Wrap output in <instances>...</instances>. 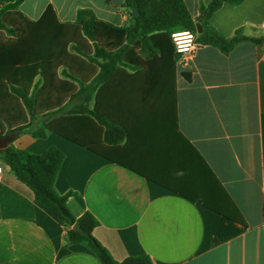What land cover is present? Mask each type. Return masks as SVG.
<instances>
[{
  "label": "crops",
  "instance_id": "1",
  "mask_svg": "<svg viewBox=\"0 0 264 264\" xmlns=\"http://www.w3.org/2000/svg\"><path fill=\"white\" fill-rule=\"evenodd\" d=\"M14 1L0 0V9ZM183 2L197 23L200 6L210 0ZM124 3L23 0L18 10L35 21L50 7L66 23L87 9L99 21L124 27L131 14ZM206 24L224 38L238 30L264 38V0L224 3ZM127 74L106 85L102 101L132 133L130 159L141 162L146 153L140 147L149 144L152 168L172 158L166 173L174 184L191 192L221 188L242 224L55 133L35 138L23 132L9 145L33 154L51 146L63 152L55 190L73 192L67 200L71 214L89 213L97 220L92 235L116 261L147 255L153 264H264V46L244 42L228 54L197 46L175 64L172 98L168 75L166 82L160 75L133 79L134 72ZM171 118L182 139L174 134ZM0 264L101 263L87 246L70 244L63 224L4 166Z\"/></svg>",
  "mask_w": 264,
  "mask_h": 264
},
{
  "label": "trees",
  "instance_id": "2",
  "mask_svg": "<svg viewBox=\"0 0 264 264\" xmlns=\"http://www.w3.org/2000/svg\"><path fill=\"white\" fill-rule=\"evenodd\" d=\"M22 1L15 0L0 9V139L23 132L35 138L55 133L242 224L239 211L221 188L217 192L208 185L191 192L174 184L166 173L172 158H164L159 168H152L149 155L154 147L149 144L140 147L146 153L141 162L130 159L132 133L104 105L102 91L116 77L128 75L129 70L134 72L130 74L133 79L160 75L167 82L168 75L172 98L175 64L181 57L171 37L174 32L190 31L197 46H213L223 54L244 42L264 46L262 37H246L238 30L232 38H224L206 24L222 4L237 6L245 0H210L200 6L197 23L183 0H125L124 6L135 7L138 16L130 14L124 27L99 21L87 9L78 10L75 21L63 23L48 7L32 21L19 12ZM196 24L201 27L200 33ZM170 124L176 137L182 139L172 118ZM123 140L125 145L120 148ZM63 159V152L54 146L41 154L9 144L0 151V166L8 167L31 190L34 199L57 217L70 244L87 246L101 264H153L147 255L114 260L92 235L97 220L89 213L79 218L71 214L67 200L73 192L61 195L54 187ZM262 213L264 218V204ZM76 222L86 235L72 229Z\"/></svg>",
  "mask_w": 264,
  "mask_h": 264
},
{
  "label": "built area",
  "instance_id": "3",
  "mask_svg": "<svg viewBox=\"0 0 264 264\" xmlns=\"http://www.w3.org/2000/svg\"><path fill=\"white\" fill-rule=\"evenodd\" d=\"M177 53L181 55L180 58L190 55L197 47L195 43V34L190 31L174 32L171 35ZM3 173V167L0 166V175Z\"/></svg>",
  "mask_w": 264,
  "mask_h": 264
},
{
  "label": "water",
  "instance_id": "4",
  "mask_svg": "<svg viewBox=\"0 0 264 264\" xmlns=\"http://www.w3.org/2000/svg\"><path fill=\"white\" fill-rule=\"evenodd\" d=\"M131 16L132 17H137L138 16V12H137V9L135 7H133L131 9ZM196 29H197L198 33L201 32V27H200L199 24H196ZM11 140H12L11 137H5V138L0 139V151L5 149L8 146V144L11 142ZM72 229L74 231L79 232L82 235H86V233L80 228L78 222L74 223V225L72 226Z\"/></svg>",
  "mask_w": 264,
  "mask_h": 264
}]
</instances>
